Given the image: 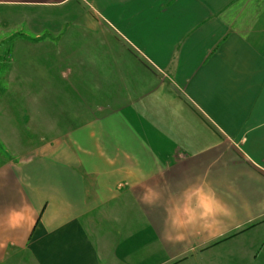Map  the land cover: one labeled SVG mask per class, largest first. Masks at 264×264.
Segmentation results:
<instances>
[{
    "label": "crops",
    "instance_id": "0c3cea01",
    "mask_svg": "<svg viewBox=\"0 0 264 264\" xmlns=\"http://www.w3.org/2000/svg\"><path fill=\"white\" fill-rule=\"evenodd\" d=\"M17 21L0 87L69 115L0 164V264H264V0H0Z\"/></svg>",
    "mask_w": 264,
    "mask_h": 264
},
{
    "label": "rangeland",
    "instance_id": "374dc122",
    "mask_svg": "<svg viewBox=\"0 0 264 264\" xmlns=\"http://www.w3.org/2000/svg\"><path fill=\"white\" fill-rule=\"evenodd\" d=\"M18 21V26L0 27V50L22 33L33 34L28 23ZM11 83L9 88L0 87V164L19 160L37 143L55 138L54 130L66 125L69 115L63 113L59 97L57 101L50 100L52 89L26 86L17 80Z\"/></svg>",
    "mask_w": 264,
    "mask_h": 264
},
{
    "label": "clouds",
    "instance_id": "9594fccd",
    "mask_svg": "<svg viewBox=\"0 0 264 264\" xmlns=\"http://www.w3.org/2000/svg\"><path fill=\"white\" fill-rule=\"evenodd\" d=\"M181 198L184 201H198L202 214H208L214 211V208L209 201L214 200L215 198L214 196L209 198L203 187L193 186L192 188L186 189L183 193H181ZM183 211L186 213L188 209L185 207ZM169 227L173 230L182 227V220L178 211L174 210L170 213Z\"/></svg>",
    "mask_w": 264,
    "mask_h": 264
}]
</instances>
